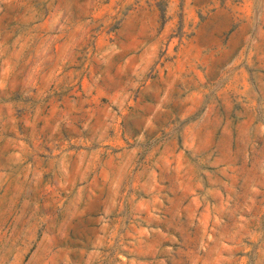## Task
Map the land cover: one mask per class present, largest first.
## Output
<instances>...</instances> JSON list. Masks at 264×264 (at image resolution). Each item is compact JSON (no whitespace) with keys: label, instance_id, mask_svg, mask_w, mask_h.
Returning a JSON list of instances; mask_svg holds the SVG:
<instances>
[{"label":"rangeland","instance_id":"obj_1","mask_svg":"<svg viewBox=\"0 0 264 264\" xmlns=\"http://www.w3.org/2000/svg\"><path fill=\"white\" fill-rule=\"evenodd\" d=\"M0 264H264V0H0Z\"/></svg>","mask_w":264,"mask_h":264}]
</instances>
